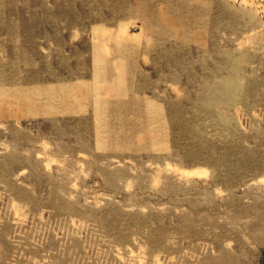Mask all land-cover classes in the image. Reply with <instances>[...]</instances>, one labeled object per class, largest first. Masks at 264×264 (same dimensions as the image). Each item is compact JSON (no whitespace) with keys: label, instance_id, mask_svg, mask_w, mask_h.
I'll list each match as a JSON object with an SVG mask.
<instances>
[{"label":"rangeland","instance_id":"obj_1","mask_svg":"<svg viewBox=\"0 0 264 264\" xmlns=\"http://www.w3.org/2000/svg\"><path fill=\"white\" fill-rule=\"evenodd\" d=\"M263 167L264 0H0V264H264Z\"/></svg>","mask_w":264,"mask_h":264},{"label":"bare ground","instance_id":"obj_2","mask_svg":"<svg viewBox=\"0 0 264 264\" xmlns=\"http://www.w3.org/2000/svg\"><path fill=\"white\" fill-rule=\"evenodd\" d=\"M263 169H264V167H263ZM250 220H251V219H250ZM253 220H254V219H253ZM230 262H231V264H238V263H237V262H238L237 260H234V261H233V259H231ZM218 264H223V263H219V262H218Z\"/></svg>","mask_w":264,"mask_h":264}]
</instances>
